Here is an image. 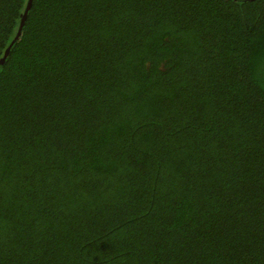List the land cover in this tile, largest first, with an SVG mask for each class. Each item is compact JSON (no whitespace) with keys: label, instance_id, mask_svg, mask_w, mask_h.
I'll use <instances>...</instances> for the list:
<instances>
[{"label":"trees","instance_id":"obj_1","mask_svg":"<svg viewBox=\"0 0 264 264\" xmlns=\"http://www.w3.org/2000/svg\"><path fill=\"white\" fill-rule=\"evenodd\" d=\"M0 0V264H264V0Z\"/></svg>","mask_w":264,"mask_h":264},{"label":"water","instance_id":"obj_2","mask_svg":"<svg viewBox=\"0 0 264 264\" xmlns=\"http://www.w3.org/2000/svg\"><path fill=\"white\" fill-rule=\"evenodd\" d=\"M32 3H33V0H28V4H27V7H26V9H25L24 16H23V18H22V20H21V24H20V27H19V31H18V33H17V38H18L19 35L21 34V30H22L23 25H24V20H25V18H26V15H27L28 10H29V8L31 7ZM6 57H7V54H6V55L0 60V67L4 64V62H5V60H6Z\"/></svg>","mask_w":264,"mask_h":264}]
</instances>
